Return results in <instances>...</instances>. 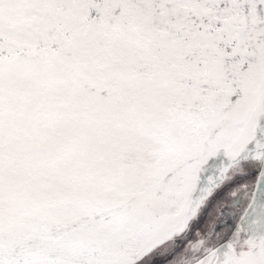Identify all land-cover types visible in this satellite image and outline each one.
<instances>
[{
    "label": "snow or ice",
    "instance_id": "obj_1",
    "mask_svg": "<svg viewBox=\"0 0 264 264\" xmlns=\"http://www.w3.org/2000/svg\"><path fill=\"white\" fill-rule=\"evenodd\" d=\"M0 264H264V0H0Z\"/></svg>",
    "mask_w": 264,
    "mask_h": 264
}]
</instances>
